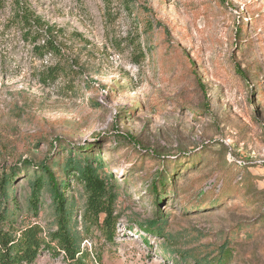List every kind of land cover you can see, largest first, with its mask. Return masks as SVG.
<instances>
[{
    "label": "rangeland",
    "instance_id": "1",
    "mask_svg": "<svg viewBox=\"0 0 264 264\" xmlns=\"http://www.w3.org/2000/svg\"><path fill=\"white\" fill-rule=\"evenodd\" d=\"M26 1L61 55L38 56L45 39L26 40L13 0H0V173L65 149L103 159L113 242L85 216L80 182L68 192L85 264H199L224 249L229 264H264V0ZM168 171L176 185L158 207L151 181ZM26 175L0 215L16 231L39 225L57 248L49 196L30 212ZM158 211L162 234L142 228ZM34 264L74 263L46 248Z\"/></svg>",
    "mask_w": 264,
    "mask_h": 264
},
{
    "label": "trees",
    "instance_id": "2",
    "mask_svg": "<svg viewBox=\"0 0 264 264\" xmlns=\"http://www.w3.org/2000/svg\"><path fill=\"white\" fill-rule=\"evenodd\" d=\"M133 2L134 0H127ZM129 3V4H130ZM14 7V26L22 27L26 30L25 39L36 44L42 38L45 39L43 45H35L34 52L45 57L49 54L61 55L59 47L48 33L49 27L40 17L35 16L26 0H13ZM48 30V31H44ZM58 71H51L46 77V82L55 80ZM123 137H129V141L137 145L136 140L128 135H117L114 142ZM68 151V157L58 162H43L36 168L32 162L24 161L23 167L17 168L8 173H0V201L10 200L9 191L15 183L16 177L22 171H27L28 190L27 207L35 216L44 206L43 199L49 196L50 208L53 210L56 218L57 229L52 238L57 243V248L51 247L42 237V228L39 225H32L19 231L14 230V225L9 223L11 212L0 215V221L4 226L0 227V264H34L37 257L43 249H53L58 254H64L66 259L74 264H85L87 254L81 249L80 239L74 235L73 224V203L69 200L68 192L70 182L76 180L80 182L84 194L86 195L85 216L89 221L94 222L100 228L102 234L109 242L116 238L117 217L116 202L118 195L115 191V185L110 176L103 174L106 164L101 157H95L92 151L87 148L65 149ZM63 152V150H62ZM142 155L147 151L141 149ZM59 157V156H58ZM198 157L195 161L197 162ZM194 161V162H195ZM63 162V163H62ZM61 163L63 165H61ZM162 164V163H161ZM166 167V164H163ZM57 168V170H56ZM171 171L161 175H154L151 181V191L154 193V203L159 207L162 194L168 191L169 187L176 185L167 182V177ZM197 197V195H195ZM17 208V207H16ZM19 208V207H18ZM158 218L142 228L149 232L162 234L160 217L162 213L158 211ZM101 221V217H103ZM264 223V217L263 221ZM10 227L12 229L5 230ZM230 249L222 250L215 257L209 258L206 262L199 264H229L232 258Z\"/></svg>",
    "mask_w": 264,
    "mask_h": 264
}]
</instances>
